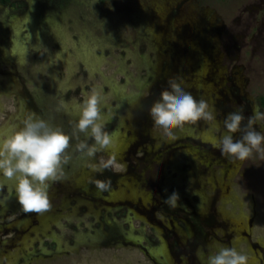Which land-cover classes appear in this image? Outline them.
<instances>
[{"label": "rangeland", "instance_id": "rangeland-1", "mask_svg": "<svg viewBox=\"0 0 264 264\" xmlns=\"http://www.w3.org/2000/svg\"><path fill=\"white\" fill-rule=\"evenodd\" d=\"M14 1L0 4V131L35 113L71 134L75 105L96 89L114 144L90 159L74 139L39 213L4 182L0 264H206L220 246L264 264V158L213 145L230 112L244 123L264 113V0ZM172 80L216 121L165 139L149 109Z\"/></svg>", "mask_w": 264, "mask_h": 264}, {"label": "clouds", "instance_id": "clouds-1", "mask_svg": "<svg viewBox=\"0 0 264 264\" xmlns=\"http://www.w3.org/2000/svg\"><path fill=\"white\" fill-rule=\"evenodd\" d=\"M101 103V94L93 89L75 105L76 118L71 122V134L35 113L26 114L19 124L13 123L8 126L9 130L0 131V190L5 187V181H11L12 194L23 211L39 213L47 209L51 183L63 177V166L69 161L68 150L74 139L80 141L83 134L86 139L78 142L75 148L90 159L113 146L112 136L105 131ZM149 115L154 128L168 140L175 139L176 131L188 125L202 120L216 121L215 109L205 99H197L185 91L182 82L177 80L170 81L161 91ZM245 119L240 109L230 112L223 120L225 131L213 140V145L222 155L236 161H248L254 154L264 158V131L255 127L264 119V113L254 111L247 117V123ZM87 139L93 142L89 144ZM114 160V156L101 157L89 167L103 171ZM97 183L100 188L104 187L102 182ZM179 200V192L173 191L165 197L164 203L175 208ZM198 256L203 254L198 252ZM206 264H250V261L237 247L220 246L207 256Z\"/></svg>", "mask_w": 264, "mask_h": 264}, {"label": "trees", "instance_id": "trees-1", "mask_svg": "<svg viewBox=\"0 0 264 264\" xmlns=\"http://www.w3.org/2000/svg\"><path fill=\"white\" fill-rule=\"evenodd\" d=\"M99 1L106 2V1H109V0H99ZM0 4L4 5V6L5 5H16L14 0H0ZM261 104L264 107V98L261 99Z\"/></svg>", "mask_w": 264, "mask_h": 264}]
</instances>
